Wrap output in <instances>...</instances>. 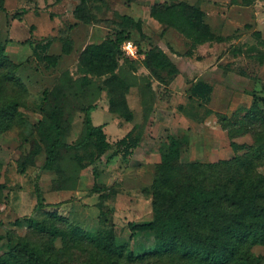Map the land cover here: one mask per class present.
<instances>
[{
    "label": "rangeland",
    "instance_id": "1",
    "mask_svg": "<svg viewBox=\"0 0 264 264\" xmlns=\"http://www.w3.org/2000/svg\"><path fill=\"white\" fill-rule=\"evenodd\" d=\"M82 1L0 0V46L25 88L15 124L9 127L0 115V181L6 186L0 257L9 250L8 233L14 242L26 237L37 245L47 243L48 235L30 229L29 219L56 225L66 237L58 236L55 247L79 254L75 264H87L88 254L68 244L72 228L105 238L112 232L117 246L151 253L157 248L155 232L133 227L154 220L156 181L170 177L177 183L179 169L163 158L171 146L169 136L181 142L182 163L231 159L244 152L233 150L231 141L253 144L257 133L264 137L260 123L238 131L255 100L264 107V0H86L87 22L74 15ZM161 4L170 7L168 12L156 8L165 20L151 13L152 6ZM178 13L187 17L184 25ZM124 14L142 19L143 33L125 26ZM181 26L189 30L181 32ZM209 32L214 39L205 41ZM43 38L53 42L39 62L33 46ZM128 41L136 47L133 53L125 49ZM199 79L213 84L208 104L189 97ZM55 105L66 145L82 139L85 110L96 105L93 123L104 125L112 149L85 169L75 162L74 149H60L55 166L45 168L42 134ZM208 107L225 113L237 127L227 132L218 116L205 124ZM184 111L199 113L188 130ZM216 126L218 135L209 130ZM129 131L140 137L139 147L128 158L119 154L108 161ZM94 170L104 192L91 193ZM257 170L264 176V164ZM60 202L65 203L35 211L39 203ZM52 214L62 220L53 221ZM253 252L264 259V245Z\"/></svg>",
    "mask_w": 264,
    "mask_h": 264
},
{
    "label": "trees",
    "instance_id": "2",
    "mask_svg": "<svg viewBox=\"0 0 264 264\" xmlns=\"http://www.w3.org/2000/svg\"><path fill=\"white\" fill-rule=\"evenodd\" d=\"M133 1L125 0L127 4ZM85 8L86 0H83L75 10L76 19L88 21ZM156 8L168 12L170 7L161 4L151 8L152 15L165 20ZM198 12L202 16V12ZM182 13H186V10H182ZM120 18L125 26L143 33L142 19L135 20L127 14L120 15ZM176 19L181 20L180 25H184L183 21L187 17L178 13ZM180 30L185 33L189 28L181 26ZM207 34L205 41L214 39L212 33ZM52 42L51 38H43L33 46L37 61L46 59ZM162 58L165 59L164 56ZM16 70L17 66L0 46V115L4 116L9 127L15 124L19 95L25 92ZM189 91L191 99L208 104L213 87L207 82L197 81ZM256 101L249 108L238 131L244 132L250 126L255 129L258 123L264 126V107H257ZM262 101L264 105V98ZM96 108V105L86 108L84 136L72 145H66L63 141L60 107L55 105L50 108V123L49 126L45 125L46 130L42 134L47 154L45 168L52 169L55 166L60 149H74V160L80 169L93 165L112 149L104 125L96 126L93 123L92 113ZM217 116L222 129L229 133L230 128L238 125L230 123L225 114L219 113ZM169 137L172 139L171 146L163 158L166 165L171 163L170 168L179 169L177 183L174 185L170 177H163L162 183L157 180L154 220L133 227L135 230L155 232L157 248L151 253L135 254L117 246L112 232L105 238L102 235L92 236L78 228L70 230L68 244L80 253L88 254L84 257L88 258L87 264H143L148 261L153 264H264V259L253 252L254 247L264 245V176L257 170L258 166L264 164V137L257 133L253 144L239 145L231 141L233 150L243 149L244 152L231 159L208 163L180 162L181 142L174 135ZM140 141L138 135L129 131L116 142L117 150L108 157V161L119 154L124 158L132 156ZM93 174L95 182L91 193L104 192L106 187L97 181L98 171L94 170ZM5 189V184L0 181V204L4 201ZM36 190L39 193V189ZM64 203H39L35 211L60 207ZM52 220L62 219L52 214ZM28 223L33 231L48 235L47 243L37 245L26 237H18L14 242L13 234L8 233L9 250L0 257V264H75L80 259L76 257L79 255L77 253L74 255L73 252H64L55 247L58 236L66 237L56 225L50 226L34 219H29Z\"/></svg>",
    "mask_w": 264,
    "mask_h": 264
},
{
    "label": "crops",
    "instance_id": "3",
    "mask_svg": "<svg viewBox=\"0 0 264 264\" xmlns=\"http://www.w3.org/2000/svg\"><path fill=\"white\" fill-rule=\"evenodd\" d=\"M197 81H204V82H207V83H209L212 87H213V84L210 82V81H207V80H205V79H199V80H197ZM196 81V82H197ZM213 92H214V87H213ZM213 92H212V96H213ZM212 96H211V99H212ZM211 102V101H210ZM199 109L201 108V107H198ZM209 109H210V111H211V113H209L208 115H204L203 117H202V119L205 121L204 123L205 124H208L209 122H210V120H211V118L213 117V116H217L219 113H222V111H220V110H217V108H214V107H208ZM185 112V111H184ZM198 112V111H197ZM222 114H225V113H222ZM199 115V113H195V112H188V111H186L185 113H184V119L187 121V129L186 130H188V126H189V123L191 122V120L193 121V119L194 118H196L197 116ZM199 117V116H198ZM193 118V119H192ZM210 129H213L214 130V134H216V135H218L219 134V132H218V128H217V126L216 127H213V128H211V127H209V130ZM184 130V129H183ZM182 130V131H183ZM176 135V134H175ZM211 138H212V136H210ZM212 141H213V144L215 145V140L212 138Z\"/></svg>",
    "mask_w": 264,
    "mask_h": 264
},
{
    "label": "built area",
    "instance_id": "4",
    "mask_svg": "<svg viewBox=\"0 0 264 264\" xmlns=\"http://www.w3.org/2000/svg\"><path fill=\"white\" fill-rule=\"evenodd\" d=\"M125 49L129 53H133L135 51L136 47L132 42L128 41V42H125Z\"/></svg>",
    "mask_w": 264,
    "mask_h": 264
}]
</instances>
